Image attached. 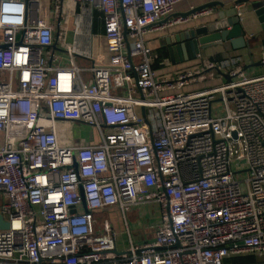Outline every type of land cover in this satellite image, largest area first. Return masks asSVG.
<instances>
[{
	"label": "built area",
	"instance_id": "built-area-1",
	"mask_svg": "<svg viewBox=\"0 0 264 264\" xmlns=\"http://www.w3.org/2000/svg\"><path fill=\"white\" fill-rule=\"evenodd\" d=\"M186 1L0 0V264L264 258V69L161 78L148 37L215 15ZM148 204L155 240L122 251L98 215Z\"/></svg>",
	"mask_w": 264,
	"mask_h": 264
},
{
	"label": "crops",
	"instance_id": "crops-1",
	"mask_svg": "<svg viewBox=\"0 0 264 264\" xmlns=\"http://www.w3.org/2000/svg\"><path fill=\"white\" fill-rule=\"evenodd\" d=\"M213 2H221V3H224L225 5H230L233 2V0H188V1L183 2L177 6L176 13L174 15H175V17L179 16V15H184V14L194 10L197 7H201L203 5H207V4L213 3ZM214 9L216 10L215 15L210 19L201 20V22L203 24H207L208 22H215L218 20L227 19L229 17H235V16L238 17L237 16L238 7H234L230 11H226L223 7H217ZM241 22H242L244 29L246 31V37L248 39V42L250 43L249 47L236 50L233 47L232 43L229 41L225 42V43H221V44L216 43V44L211 45V47L208 50H204L201 53L202 59L212 60V61L213 60H224V59H229V60L242 59L243 61L241 63H238L236 66H243L244 68L248 67V68H255V69L257 67H261L260 61L264 57V28H263V24L260 22V19L256 13V10L254 9V7L251 4H247V7L244 9V15L241 19ZM186 28H187L186 26H178V27H175V28L167 31L166 33L154 34V35H151L150 37H148L150 45L154 49V53H155V57H156L155 61H154V69L158 72V74L161 78L173 77V76H176L178 74L185 73V72L190 71V70H196L197 68L201 67L202 60L199 58L197 60H195L193 62H189V63L182 64V63L176 62L174 64L172 62L171 57H170L169 47L165 43L166 37H170L171 35H175V34H179L181 32H184L186 30ZM164 45H165V47H164ZM178 45H179V43H176L175 46H178ZM162 48L167 50L168 58L166 60L160 62L159 65H157L158 63H156V62L160 58L159 50ZM156 65H157V67H156ZM249 71H253V70L250 69ZM205 85L210 86L211 83L207 82V83H204L200 86L204 87ZM120 212L121 211L116 209L114 212L108 210V211H103L102 213H113V214L115 213L114 215L119 217V220L116 222H113L112 220L111 221L107 220V221H110L114 225V227L116 228L117 231L123 230L125 228L126 222H128V224L130 226V231H131V225H132V227L134 226L132 223V220L130 219L131 223L128 221L127 218L124 220V218H122ZM127 213H131V216L134 217V213H139V209H137L135 211L133 209L132 211H129ZM98 220L100 223V219H98ZM107 221H105V222H107ZM144 225H146L145 228H144ZM144 225H142L140 223L141 231L145 232L144 237H139V236L135 235L134 231H133L134 238L138 241L137 244L152 242L155 240L157 228H158L159 224L157 225L155 223V225L152 226V224H150V223H145ZM118 243H119V241H118ZM124 245H125V243H124ZM119 247L121 249L120 244H119ZM121 250L122 251H128L129 248L126 247V245H125L124 248ZM241 256H249V255H241ZM250 256H252V255H250ZM253 256H255L257 258V262L255 264L264 263V258H261V256H256V255H253ZM233 257H238V256H233ZM233 257H228L226 259L233 258Z\"/></svg>",
	"mask_w": 264,
	"mask_h": 264
},
{
	"label": "water",
	"instance_id": "water-1",
	"mask_svg": "<svg viewBox=\"0 0 264 264\" xmlns=\"http://www.w3.org/2000/svg\"><path fill=\"white\" fill-rule=\"evenodd\" d=\"M245 4H251L254 7L264 28V0H238L233 1L230 5H225L221 2H213L197 7L183 16L188 18L200 11L217 7H223L226 11H230L234 7ZM186 27L184 32L171 35L165 39V43L169 47L170 57L174 64L176 62L182 64L193 62L207 49L206 46L219 42L229 41L236 50L250 46L241 19L236 16L215 22H208L207 24H203L200 21ZM176 43H179V45L175 46ZM143 113L146 117L145 109H143ZM0 228L9 229V224L4 220L3 216H0Z\"/></svg>",
	"mask_w": 264,
	"mask_h": 264
},
{
	"label": "rangeland",
	"instance_id": "rangeland-1",
	"mask_svg": "<svg viewBox=\"0 0 264 264\" xmlns=\"http://www.w3.org/2000/svg\"><path fill=\"white\" fill-rule=\"evenodd\" d=\"M221 43H225V42H219V44ZM208 50L211 45L206 46ZM79 64L80 67L84 70H87L90 68V64L84 60H79ZM251 70H254L255 68H249ZM257 69H264L263 67H257ZM84 77L88 78L89 77V73L87 71L83 72ZM205 88H208L209 85H205ZM194 89H202L201 86L195 87ZM216 107H221L220 104H216ZM241 178V176H240ZM139 209V213H134V217L131 216V213H127L126 214V218L128 219V221L130 222V219L132 220L133 223V227L131 225V231H129L126 227L123 230H119L117 232V238L119 241V244L121 245V249L124 248V246L126 245V247L130 248L131 246V237L133 239V241L137 244L138 241L134 238V234L139 236V237H144L145 236V232L141 231V227H140V223L142 225H144L145 223H150L153 225H155V223L158 225L161 221V217H160V207H158L156 204H148V205H142L139 206L137 208L134 209L137 210ZM115 214V213H114ZM113 213H101L100 215H98V219H100V223L103 225L105 221L107 220H112L113 222H116L119 220L118 216H115ZM122 218H124L125 220V216L122 212H120ZM131 223V222H130ZM146 225H144L145 228ZM134 231V234H133ZM125 243V245H124ZM123 244V245H122ZM264 264V263H262Z\"/></svg>",
	"mask_w": 264,
	"mask_h": 264
},
{
	"label": "trees",
	"instance_id": "trees-1",
	"mask_svg": "<svg viewBox=\"0 0 264 264\" xmlns=\"http://www.w3.org/2000/svg\"><path fill=\"white\" fill-rule=\"evenodd\" d=\"M160 53V58L156 63L157 65L160 64V62L166 60L168 58V53L167 50L162 48L159 50ZM156 65V67H157ZM257 262V258L255 256H238V257H233L229 259H225L224 264H255Z\"/></svg>",
	"mask_w": 264,
	"mask_h": 264
}]
</instances>
